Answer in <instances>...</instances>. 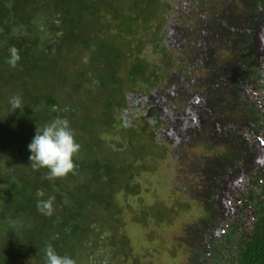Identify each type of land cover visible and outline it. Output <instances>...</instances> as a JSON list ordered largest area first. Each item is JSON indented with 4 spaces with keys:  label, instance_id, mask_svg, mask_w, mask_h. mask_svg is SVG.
<instances>
[{
    "label": "trees",
    "instance_id": "trees-1",
    "mask_svg": "<svg viewBox=\"0 0 264 264\" xmlns=\"http://www.w3.org/2000/svg\"><path fill=\"white\" fill-rule=\"evenodd\" d=\"M186 5L0 0V264H45L49 243L76 264H109L104 247L113 253L124 247L116 234L124 224L117 196L138 195L137 177L156 168L145 163L158 167L167 155L159 114L143 102L154 99L171 65L175 34L187 30ZM12 46L21 57L15 69L6 63ZM14 95L21 109L11 108ZM57 116L69 120L81 147L73 157L77 174L49 181L46 169L31 168L28 145L36 128ZM51 196L54 212L45 216L37 200ZM257 212L254 228L239 241L236 264H264V199Z\"/></svg>",
    "mask_w": 264,
    "mask_h": 264
},
{
    "label": "flooded vegetation",
    "instance_id": "flooded-vegetation-1",
    "mask_svg": "<svg viewBox=\"0 0 264 264\" xmlns=\"http://www.w3.org/2000/svg\"><path fill=\"white\" fill-rule=\"evenodd\" d=\"M197 6L181 46L172 36L171 70L154 109L175 162V191L203 210L180 242L187 260L236 264L239 241L254 228L264 199V7L256 0ZM193 152H200L198 162L187 161Z\"/></svg>",
    "mask_w": 264,
    "mask_h": 264
},
{
    "label": "rangeland",
    "instance_id": "rangeland-1",
    "mask_svg": "<svg viewBox=\"0 0 264 264\" xmlns=\"http://www.w3.org/2000/svg\"><path fill=\"white\" fill-rule=\"evenodd\" d=\"M186 3L185 14L181 18L190 22L194 18H198L197 10L200 8L197 6L198 0H186ZM178 17H180L179 14L174 15V18ZM260 25L264 27V21ZM176 35L179 38L177 46H181L182 41L185 40V33ZM258 37L259 40L264 41V31ZM177 46L176 48H178ZM156 60L159 61V56L156 57L155 62H157ZM170 70H167L163 77L160 75L159 88L165 84ZM143 103L148 108H157L160 105V100L156 98ZM143 109L144 107H141V110ZM138 113H140L138 110L132 111L134 116ZM139 119L138 117L137 123L142 126L143 122ZM140 134L142 138L145 137L143 131ZM143 140L144 142L142 141L141 144L145 143V139ZM147 157L146 159H148ZM199 157L200 152H193L186 156L187 161L194 160V162H198ZM154 163L147 161L145 165L147 164L150 168L155 166V171L146 173L145 176L142 175V178L137 177L136 183L139 180L142 188L138 195L117 196L124 224L122 228L117 229L116 234L124 237L125 244L124 247L118 246L115 253L108 247H104L108 251L104 256L105 261L109 264H190L180 242L186 241L189 233L186 230L195 227L194 225L203 217V210L196 203L187 200L175 191L179 189L176 182H171L173 180L171 170L174 168L175 162L170 163L168 155H164L158 167ZM177 164H181V162H177ZM180 167H184V171L186 170L182 173L186 177L185 181H190L191 175L187 171V167ZM100 250L104 251L101 248ZM100 250L92 253V256L98 257ZM84 264L87 262L85 261Z\"/></svg>",
    "mask_w": 264,
    "mask_h": 264
},
{
    "label": "clouds",
    "instance_id": "clouds-1",
    "mask_svg": "<svg viewBox=\"0 0 264 264\" xmlns=\"http://www.w3.org/2000/svg\"><path fill=\"white\" fill-rule=\"evenodd\" d=\"M10 56L6 63L13 69L17 67L21 57L19 50L12 46L9 48ZM13 110L23 107L22 99L19 95H14L9 101ZM53 111L58 109L53 108ZM80 144L75 142V133L70 127L69 120L57 116L50 123L45 124L42 129L36 128V134L28 145L31 153L29 160L33 170L46 169L45 178L49 181L66 178L70 173L76 175V165L73 157L80 151ZM37 197H43V190H38ZM55 196L48 199L37 200V211L45 216H51L54 212ZM45 264H76V261L65 255L60 256L55 251L52 244L45 245Z\"/></svg>",
    "mask_w": 264,
    "mask_h": 264
}]
</instances>
